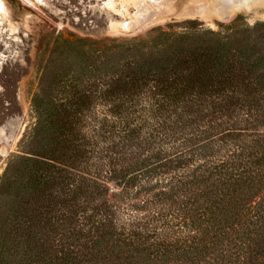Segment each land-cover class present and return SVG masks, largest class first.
<instances>
[{
    "label": "trees",
    "instance_id": "trees-1",
    "mask_svg": "<svg viewBox=\"0 0 264 264\" xmlns=\"http://www.w3.org/2000/svg\"><path fill=\"white\" fill-rule=\"evenodd\" d=\"M249 50L213 40L144 65L90 69L95 79L112 73L108 97L133 102L149 90L202 129L200 143L112 171L121 191L109 209L129 191L152 193L153 231L104 219L94 202L108 188L77 174L93 92L79 81L57 99L61 81L50 83L33 100L23 154L0 180V264H264V53Z\"/></svg>",
    "mask_w": 264,
    "mask_h": 264
},
{
    "label": "rangeland",
    "instance_id": "rangeland-1",
    "mask_svg": "<svg viewBox=\"0 0 264 264\" xmlns=\"http://www.w3.org/2000/svg\"><path fill=\"white\" fill-rule=\"evenodd\" d=\"M213 40L249 46L254 57L262 55L264 0H4L0 180L9 162L23 154L35 127L34 98L51 91L53 81H61L53 88L57 99L84 81L94 98L80 124L85 159L77 174L108 188L106 197L102 191L94 202L102 204L104 219L121 227H161L152 217V193L129 191L119 210L109 209L111 197L121 191L110 180L112 171L185 150L201 142L202 129L184 123L183 108L160 107L149 90L133 102L108 97L112 73L95 79L89 72L164 60L173 49Z\"/></svg>",
    "mask_w": 264,
    "mask_h": 264
},
{
    "label": "snow or ice",
    "instance_id": "snow-or-ice-1",
    "mask_svg": "<svg viewBox=\"0 0 264 264\" xmlns=\"http://www.w3.org/2000/svg\"><path fill=\"white\" fill-rule=\"evenodd\" d=\"M3 2H4V0H0V5H2V4H3Z\"/></svg>",
    "mask_w": 264,
    "mask_h": 264
},
{
    "label": "bare ground",
    "instance_id": "bare-ground-1",
    "mask_svg": "<svg viewBox=\"0 0 264 264\" xmlns=\"http://www.w3.org/2000/svg\"><path fill=\"white\" fill-rule=\"evenodd\" d=\"M2 5H0V7H1Z\"/></svg>",
    "mask_w": 264,
    "mask_h": 264
}]
</instances>
